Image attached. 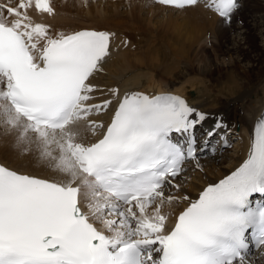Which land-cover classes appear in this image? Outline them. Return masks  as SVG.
<instances>
[{"label":"snow or ice","instance_id":"1","mask_svg":"<svg viewBox=\"0 0 264 264\" xmlns=\"http://www.w3.org/2000/svg\"><path fill=\"white\" fill-rule=\"evenodd\" d=\"M154 2L183 10L198 0ZM213 3L226 22L240 7ZM33 8L56 14L52 0H0V129L57 178L0 163V264H248L250 245L264 246V113L247 158L192 199L174 181L227 126L218 119L198 138L206 114L170 92L110 88L95 102L114 33L53 32Z\"/></svg>","mask_w":264,"mask_h":264},{"label":"bare ground","instance_id":"2","mask_svg":"<svg viewBox=\"0 0 264 264\" xmlns=\"http://www.w3.org/2000/svg\"><path fill=\"white\" fill-rule=\"evenodd\" d=\"M249 1L250 9L240 13L250 19L249 24L240 22V27L229 26L215 10L213 0H198L183 10L151 0H52L55 15L34 8L30 14L55 32L82 18L84 21L67 32L95 29L114 33L110 55L94 77L96 86L104 90L95 93V102L108 95L110 88H118L121 96L132 91L155 95L168 90L206 114L196 130L198 138H204L218 119L227 126L220 132L233 133L238 139L233 151L220 155L219 147L212 145L214 151L198 156L200 167L196 161L185 165L189 173L182 194L195 199L208 183L218 182L247 158L255 122L264 113V47L248 50L255 47L256 37L264 38V0ZM208 37L214 43V54L219 52L225 65L209 55L204 45ZM110 115V111L103 113L99 119L106 124ZM82 137L90 141L95 134L85 127ZM24 147L14 134L0 129V163L41 178H57L37 152H25ZM166 191L177 194L175 189ZM185 206V202L173 203L165 205L164 211L174 215ZM247 261L264 264V249L251 253Z\"/></svg>","mask_w":264,"mask_h":264},{"label":"rangeland","instance_id":"3","mask_svg":"<svg viewBox=\"0 0 264 264\" xmlns=\"http://www.w3.org/2000/svg\"><path fill=\"white\" fill-rule=\"evenodd\" d=\"M240 2V7H239V9L235 12V14L232 16V18H231V22H229V23H232L233 22V24H230V25H235V26H238V27H240L241 26V23L240 22H242L243 24L244 23H247L250 19H247V17H245V18H242L241 16H240V13L242 12V10L243 11H246L247 12V10H249L250 9V5L249 4H251V2L249 1V0H239ZM246 5V6H245ZM244 6V7H243ZM249 12H252L253 13V11H249ZM248 12V13H249ZM251 14V13H250ZM87 16H90V12H88L87 13ZM249 17V16H248ZM80 21H84L82 18H80L79 19V22ZM72 22H74V20H72ZM78 22V23H79ZM78 23H71V24H68L67 23V29H60V30H58L57 32H59V31H63V32H67L68 30L70 31V29L71 28H73V27H76L77 25H79ZM229 23H228V25H229ZM247 24H249V23H247ZM229 25V26H230ZM52 31L53 32H55L53 29H52ZM255 36V34H253V37ZM256 37V36H255ZM254 37V38H255ZM264 42V38H263V40H261L260 38H258V37H256L254 40H253V45L255 46L253 49L252 48H249L248 50L250 51V50H257V48H258V50L260 51V48H263L264 46H263V43ZM213 41L208 37V38H206L205 39V42H204V45H205V47L207 48V51L209 52V55H211L212 56V58L214 59V57L215 58H217L219 61H217V63L218 64H223V65H225L223 62H224V59L222 58V56H220V54H219V52H218V54L217 55H215L214 54V51H213ZM244 46V48H248V46H246V45H243ZM249 56H250V54H249ZM174 66H175V68H177L178 67V65L177 64H173ZM177 66V67H176ZM225 70V69H224ZM224 70H222V71H224ZM220 76H221V73L219 74ZM255 79V78H254ZM255 81V80H254ZM218 136H215V137H213V139H212V142L213 143H217V145L219 146V149H220V155L221 154H224V153H227V152H229V151H233V149L235 148V145H236V143H237V138H235V135L232 133V134H230V133H226L225 135H223V136H219L218 138H217ZM206 153V151L204 152V154ZM204 154H202V155H204ZM210 156H214V152H211L210 154H209ZM202 157V156H201ZM210 158H212V157H210ZM188 173H189V170H187V169H185V171L179 176V178L175 181V183H178V184H180L181 186H183L185 183H187V180H186V175H188ZM254 253V252H253ZM252 253V254H253ZM251 255V254H250ZM249 255V256H250ZM248 257V256H247Z\"/></svg>","mask_w":264,"mask_h":264}]
</instances>
